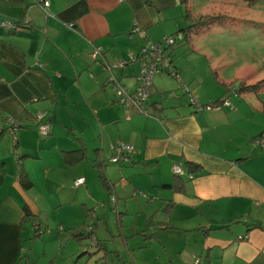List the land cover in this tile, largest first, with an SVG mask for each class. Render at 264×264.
Listing matches in <instances>:
<instances>
[{
	"label": "crops",
	"instance_id": "1",
	"mask_svg": "<svg viewBox=\"0 0 264 264\" xmlns=\"http://www.w3.org/2000/svg\"><path fill=\"white\" fill-rule=\"evenodd\" d=\"M44 2H48L46 8ZM181 7L179 0H0V23L28 25L19 32L0 27V264H19L23 255L31 263L41 264L36 242L28 253L21 233L24 215L37 216L38 221L41 212L32 195L38 170L31 160L41 147L39 141L52 136L54 146L59 140L57 126L77 134L72 119L82 128L89 124L100 128L95 148L99 157L89 158L85 141L73 136L82 140L88 159L101 162L104 176L111 166L123 169L131 177L149 176L153 197L148 198V203L157 204L164 212L158 228L174 229L165 224L175 221L181 227L178 232L202 230L185 262L195 258L198 264H264V149L254 143L256 138L264 139V103H241L235 107L230 103L231 107L193 113L188 100L182 102L180 97L178 103L173 97L162 103L164 90L158 83L157 88L153 84L158 77L155 76L149 105L154 117H145L117 105L111 90L114 80L132 92L137 69L127 64L111 68L109 76L101 72L103 66L114 65L117 60L126 59L130 51H138L141 40L129 33L134 27L144 31L151 43L183 29L184 21L179 25V18L183 20L184 15ZM172 62L178 70L175 58ZM112 69L115 72L111 75ZM166 76L176 86L180 84ZM211 76L218 81L219 69H211ZM236 80L254 85L264 78L251 83L247 77ZM221 88L219 98L226 92ZM194 96L201 104L219 99L207 102L209 97L196 88ZM224 97L228 98V93ZM60 106L65 116L71 111L65 123L58 116ZM41 112L46 113L43 121L50 126L45 138L37 130L36 116ZM8 118L20 124L14 143L11 132L10 135L9 130H3ZM60 142L59 158L62 151L79 147L69 134ZM120 144L130 145L132 152L119 165L110 158L111 147ZM15 153L32 184L29 189L19 179ZM176 163L181 165V177L173 175L172 166ZM195 165L200 167L199 172H191L190 166ZM63 166L71 177L73 167ZM53 168H47L44 175L47 177ZM114 169L107 170L111 178ZM107 182L111 184L109 191L114 193V183L109 179ZM126 185L139 192L137 182L127 181ZM80 187L74 186L75 190ZM85 215L89 216L87 210ZM39 225L42 228L41 222ZM60 235L55 240L59 251L67 248L71 240L79 245L85 241L84 237L80 242L71 238L65 243L60 241ZM103 243L99 240V247L87 259L104 249ZM78 252L76 249L72 256ZM84 255L80 252L74 262L70 259L65 264H86L78 259Z\"/></svg>",
	"mask_w": 264,
	"mask_h": 264
},
{
	"label": "rangeland",
	"instance_id": "2",
	"mask_svg": "<svg viewBox=\"0 0 264 264\" xmlns=\"http://www.w3.org/2000/svg\"><path fill=\"white\" fill-rule=\"evenodd\" d=\"M189 3L196 17L213 15L223 18L193 35L192 40L180 49L175 51V48L171 52L179 70L180 84L176 86L166 75L156 77L153 84L157 88L158 83L164 90L162 103L168 97L176 98L177 103L180 100L186 102L188 97L183 95L182 86H185L193 96L194 88H196L201 94H206L209 97L207 102H210L222 95L220 83H233L227 90L231 93L240 82L236 79L247 77L251 83L264 78V0H189ZM180 12L183 15V7L180 8ZM179 21L181 25L184 19L179 18ZM182 27L185 25L183 24ZM124 60L129 63L127 67L137 69L138 73L139 68L136 63L128 59ZM102 64L103 62L101 66ZM111 67L113 68L112 64H110ZM211 69L212 71L219 69L218 81L211 76ZM101 72L109 76L108 70L105 69L104 72L102 68ZM114 72L115 69H112L111 75ZM239 96L231 94L227 100L233 107L241 103H264V90L254 94L255 97ZM179 97L180 100H177ZM195 99L197 100L196 97ZM261 113L263 114L262 111ZM261 113L259 112L263 117L264 114ZM69 115L71 111H68L66 116ZM58 116L63 123L66 122L61 106L58 108ZM75 120L72 119L71 122L76 126L74 132L77 134H73L85 141L89 158L99 157L95 148L101 136L100 128L94 124L82 128ZM51 126L54 125L51 124ZM57 127L56 136L59 140L54 146L52 136L39 141L42 149H36L35 157H33L35 159L31 160L38 170L37 185L32 188V195L41 212L38 221L37 216L33 218L24 216L21 220L25 251L30 253V245L36 242L35 249L39 253L38 260L40 259L41 264H65L70 259L74 262L82 250H91L93 241L84 239L85 241H81L82 245H79L71 240L67 248L64 247L59 251L55 241L58 237V228L62 227L65 230L71 227L83 229L84 233L93 230L98 240H104V249H100L89 259H87L90 255L88 253L78 258L82 260V263L178 264L182 261L181 264H198V259L195 258L190 262L186 261L189 263L184 260L187 253L194 248L195 238L201 237L202 230L181 233L178 232L181 227L175 221L165 224V226H174V229L163 230V227L161 229L157 227V222H160L164 212L163 209L159 210L157 204L148 203V198L153 197V192L148 187V175L131 177L122 172L123 169L119 170L113 166L115 169L110 173L111 178L107 175V170L113 167H107L105 176L114 183L113 193V190L108 191L98 180L96 169L91 166L93 161L87 158L78 167L76 166V169L73 166L72 176L69 177L63 166L62 157L59 158V146H62L60 141L62 137L68 136V132L66 128H62L63 126ZM8 133L10 134V131ZM16 140L17 137H14L13 143ZM15 157L18 162L20 156L16 154ZM24 160L25 157L22 161ZM50 166L55 168L46 177L44 173ZM78 176L83 180V184L75 190L74 182ZM127 181L137 182L138 186L135 187L139 192L130 189L126 185ZM109 186L111 188V184ZM108 196L109 199H107ZM113 200H115V206H113ZM106 201H108L107 206ZM86 210L89 216L85 215ZM165 215L169 217L168 214ZM151 216L154 218L152 222H149ZM37 222H41V229H37L39 225ZM38 230H40V236ZM141 231L146 232L141 233ZM64 233L65 231H61L60 236ZM97 243L99 244V241ZM143 244H146L145 248L142 247ZM76 249L79 252L74 257L72 253Z\"/></svg>",
	"mask_w": 264,
	"mask_h": 264
},
{
	"label": "built area",
	"instance_id": "3",
	"mask_svg": "<svg viewBox=\"0 0 264 264\" xmlns=\"http://www.w3.org/2000/svg\"><path fill=\"white\" fill-rule=\"evenodd\" d=\"M43 6L46 8L48 6V2H44ZM0 27L7 32H19L23 28L21 25L9 22L0 23ZM131 34H136L141 40V46L139 47L138 51H130L126 58L130 62L136 63L139 68L135 78L136 86L132 92H127L122 86H120L114 80H111V90L115 97L114 101L119 106L129 109L132 113H136L145 117H154L149 112L147 104L152 93L153 79L155 76L165 74L179 81L178 71L173 66L172 56L169 54V51L176 44L180 43L183 37L181 34L169 35L163 37L159 43H151L148 41L145 32L139 27H134L131 30ZM127 64L129 63L124 59L117 60L114 63L113 68H122ZM111 68L109 65L103 66V69L108 71H110ZM181 89L188 97V105L193 110V113L217 110L220 107H231L227 97L223 98V100L216 104H200L185 86H182ZM231 94H233V89L231 93L228 92L229 96ZM45 116V112L38 113L36 116V120L38 122L37 130L39 135L43 138L47 137L50 132L49 124L43 121ZM4 126L7 127V130H9L13 137H15L16 130H18V124L15 123L13 119L8 118L4 121ZM254 143L258 147L264 148V139H257L254 141ZM111 151V162L117 164L119 162L126 161L127 155L132 152V147L128 144H120L118 146H112ZM180 167L181 165L178 163L173 164L172 172L174 176L181 177L183 175ZM82 184V179H78L74 182L75 187H79ZM113 206H115V200H113Z\"/></svg>",
	"mask_w": 264,
	"mask_h": 264
},
{
	"label": "trees",
	"instance_id": "4",
	"mask_svg": "<svg viewBox=\"0 0 264 264\" xmlns=\"http://www.w3.org/2000/svg\"><path fill=\"white\" fill-rule=\"evenodd\" d=\"M179 3L183 7V11H184L183 19H184V23L186 24V26L183 29H181L180 31H177L176 33L172 34V35L181 34L183 39L180 43L176 44L172 49H170L169 54H171V52L176 47H178L179 45L184 46V45H186V43L190 42L192 40L193 35L198 34L202 29L208 27L209 25H211L215 21H218V20L223 18L222 16H213V15H205V16L196 17L193 14L192 7L189 3V0H179ZM20 25L23 28L28 27V25L25 23H21ZM129 33L131 34V31ZM160 41L161 40H159L157 43H159ZM220 85L223 88H225V90H226L225 94L221 98H219L217 101H214L210 104H216V103H219L221 100H223V98H225L224 96L228 93L227 90L230 88V85H233V83H231V84L220 83ZM260 90H264V80H261L254 85H245L244 83L239 82V85H237L235 88H233V94H236L238 96L243 94V93L256 94ZM151 95H152V93H151ZM150 98H151V96H150ZM150 98L147 102L148 108H149V105L151 106ZM262 111L264 114V104L262 105ZM19 127H20V124H18V128ZM6 129H7V127L3 126V130H6ZM67 132L76 142L79 143L78 149L73 150V151H62L61 152L64 165L67 167H73V166H76V165L80 164L81 162L85 161L87 159V157H86V152H85V148L83 146L82 140L80 138L74 137L71 134L72 133L71 130H68ZM49 134H50V132H49ZM257 139H261V138H256L254 141H256ZM261 149H264V148H261ZM92 161H93V164H91V166L96 169L98 180L109 191L110 186H109V184H108V182L104 176V170H103L101 162L97 161V159H94ZM20 162H21V158H19V160L17 162V168L19 170L18 176H19V179L22 182V184L25 186V188L29 189L32 187V184L24 175L22 165ZM199 168L200 167H198L197 165H195L193 167L190 166L191 172H197V171L199 172ZM192 178H193V176H192ZM25 179H27V182L25 181ZM173 187H174L173 185H166V188H173ZM107 204H108V201H107ZM23 211L26 212L25 209H23ZM24 216H28V215L25 214ZM37 224H39V223L37 222ZM256 226L259 228L258 225H256ZM37 229H41L40 225H37ZM38 231H39L38 235L40 236V230H38ZM61 231H65V233L62 236H60V241L65 242V243L68 240H70L71 238L74 240H78V242H80L81 240H83L82 239L83 237L85 240L93 241V246H92L91 250L90 249H84L81 251V254L82 253L91 254L99 246V244L97 243L99 240L94 236L93 230H90L87 233H84L83 229L79 230L76 228H72V229H65L64 230L62 227L58 228L59 234L61 233ZM19 264H34V263H31L26 258V256L23 255L20 258Z\"/></svg>",
	"mask_w": 264,
	"mask_h": 264
}]
</instances>
